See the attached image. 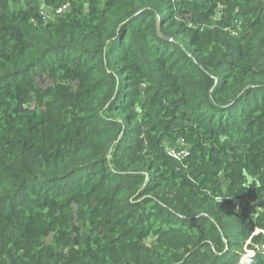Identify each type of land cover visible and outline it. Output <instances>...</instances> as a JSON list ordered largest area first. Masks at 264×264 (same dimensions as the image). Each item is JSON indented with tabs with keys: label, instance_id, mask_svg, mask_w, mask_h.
<instances>
[{
	"label": "trees",
	"instance_id": "16d2710c",
	"mask_svg": "<svg viewBox=\"0 0 264 264\" xmlns=\"http://www.w3.org/2000/svg\"><path fill=\"white\" fill-rule=\"evenodd\" d=\"M263 198L264 0H0V264H264Z\"/></svg>",
	"mask_w": 264,
	"mask_h": 264
},
{
	"label": "built area",
	"instance_id": "2783aa9c",
	"mask_svg": "<svg viewBox=\"0 0 264 264\" xmlns=\"http://www.w3.org/2000/svg\"><path fill=\"white\" fill-rule=\"evenodd\" d=\"M62 9H64V8H57L55 12H56L57 14H58V13H61V12H62ZM42 15H43V18L46 17V13H45V12H43ZM262 202H264V198H263ZM263 204H264V203H263ZM257 231H259V230L257 229L255 232H257ZM262 247H264V245H263ZM255 248L258 249L257 246H255ZM244 251H245V253L243 254L242 258L240 259V264H244L246 258H247L248 256H252V255L254 254V250H252V249H247V248H246V244L244 245ZM243 260H244V261H243Z\"/></svg>",
	"mask_w": 264,
	"mask_h": 264
},
{
	"label": "water",
	"instance_id": "95a60500",
	"mask_svg": "<svg viewBox=\"0 0 264 264\" xmlns=\"http://www.w3.org/2000/svg\"><path fill=\"white\" fill-rule=\"evenodd\" d=\"M64 9H67V7H64ZM158 35L161 36L162 38L168 39V36H162L159 32Z\"/></svg>",
	"mask_w": 264,
	"mask_h": 264
},
{
	"label": "clouds",
	"instance_id": "9594fccd",
	"mask_svg": "<svg viewBox=\"0 0 264 264\" xmlns=\"http://www.w3.org/2000/svg\"><path fill=\"white\" fill-rule=\"evenodd\" d=\"M221 139H223V137Z\"/></svg>",
	"mask_w": 264,
	"mask_h": 264
},
{
	"label": "rangeland",
	"instance_id": "374dc122",
	"mask_svg": "<svg viewBox=\"0 0 264 264\" xmlns=\"http://www.w3.org/2000/svg\"><path fill=\"white\" fill-rule=\"evenodd\" d=\"M244 261V260H243Z\"/></svg>",
	"mask_w": 264,
	"mask_h": 264
}]
</instances>
